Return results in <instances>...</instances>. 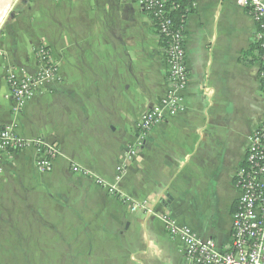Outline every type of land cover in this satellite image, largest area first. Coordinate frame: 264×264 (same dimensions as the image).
Listing matches in <instances>:
<instances>
[{
	"label": "crops",
	"instance_id": "1",
	"mask_svg": "<svg viewBox=\"0 0 264 264\" xmlns=\"http://www.w3.org/2000/svg\"><path fill=\"white\" fill-rule=\"evenodd\" d=\"M192 3L184 110L151 128L132 158L138 120L168 89L140 0L12 4L0 25V129L58 154L43 174L33 147L0 152V264H185L165 216L220 250L230 244L234 174L264 119L260 63L242 60L255 24L235 0ZM41 45L58 80L19 109L7 78L35 74Z\"/></svg>",
	"mask_w": 264,
	"mask_h": 264
},
{
	"label": "built area",
	"instance_id": "2",
	"mask_svg": "<svg viewBox=\"0 0 264 264\" xmlns=\"http://www.w3.org/2000/svg\"><path fill=\"white\" fill-rule=\"evenodd\" d=\"M168 1L140 0L145 14L153 23L159 21L158 30L170 40L168 49L162 52L168 89L160 103L147 108L138 120L136 124L138 138L135 148L129 152L131 158L144 145L145 136L151 128L184 110L183 93L188 84L185 37L183 28L171 30V20L165 17ZM235 1L238 7L247 11L255 24L253 43L258 44L261 49L258 78L264 96V0ZM36 57L39 68L35 74L23 75L20 78L10 75L7 78L8 98L19 109L43 86L58 80L57 66L43 45L38 47ZM27 147H33L37 155V171L43 174L50 173L58 154L54 145L45 144L40 140L24 141L17 137L11 127L0 129V152L18 151ZM72 170L80 172L75 166ZM81 173L87 175L86 171ZM116 181H119L118 176ZM96 182L109 195L118 196L123 202L130 201L129 198L120 196L115 186L101 180ZM234 186L238 199L232 213L231 242L224 250L218 249L213 240H202L188 227L180 225L169 216L164 217L167 234L181 241L185 264H264V119L249 139L242 164L234 174ZM131 209L144 211L145 205L133 204Z\"/></svg>",
	"mask_w": 264,
	"mask_h": 264
},
{
	"label": "trees",
	"instance_id": "3",
	"mask_svg": "<svg viewBox=\"0 0 264 264\" xmlns=\"http://www.w3.org/2000/svg\"><path fill=\"white\" fill-rule=\"evenodd\" d=\"M167 10L165 13V17L171 20V30H179L183 28L184 33V25L188 18V16L192 13V1L191 0H169L167 2ZM159 21H155L153 23L154 32L158 37L159 47L162 52H165L169 47L170 40L160 31L158 30ZM185 37V33H184ZM261 49L258 44L252 43L250 50L243 54L242 60L245 62H256L260 60Z\"/></svg>",
	"mask_w": 264,
	"mask_h": 264
},
{
	"label": "bare ground",
	"instance_id": "4",
	"mask_svg": "<svg viewBox=\"0 0 264 264\" xmlns=\"http://www.w3.org/2000/svg\"><path fill=\"white\" fill-rule=\"evenodd\" d=\"M11 2H13V0H0V24L5 17Z\"/></svg>",
	"mask_w": 264,
	"mask_h": 264
},
{
	"label": "water",
	"instance_id": "5",
	"mask_svg": "<svg viewBox=\"0 0 264 264\" xmlns=\"http://www.w3.org/2000/svg\"><path fill=\"white\" fill-rule=\"evenodd\" d=\"M11 6H12V2L10 3V6H9V9H8L7 12H9ZM6 14H7V13H6ZM8 14H9L10 17H13V16H14L13 13H8ZM5 17H6V15H5ZM5 17H4V18H5ZM4 18H3V20H4ZM3 20H2V22H3ZM2 22H1V23H2ZM0 25H1V24H0Z\"/></svg>",
	"mask_w": 264,
	"mask_h": 264
},
{
	"label": "rangeland",
	"instance_id": "6",
	"mask_svg": "<svg viewBox=\"0 0 264 264\" xmlns=\"http://www.w3.org/2000/svg\"><path fill=\"white\" fill-rule=\"evenodd\" d=\"M17 1H18V0H13L12 4L16 3ZM8 13H9V12H7L6 17L4 18V20H5V19L7 20V18H8ZM4 20H3V21H4ZM2 23H3V22H2ZM2 23H1V24H2Z\"/></svg>",
	"mask_w": 264,
	"mask_h": 264
}]
</instances>
